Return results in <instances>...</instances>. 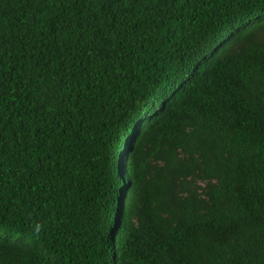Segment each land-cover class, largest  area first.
Returning a JSON list of instances; mask_svg holds the SVG:
<instances>
[{
    "label": "trees",
    "instance_id": "trees-1",
    "mask_svg": "<svg viewBox=\"0 0 264 264\" xmlns=\"http://www.w3.org/2000/svg\"><path fill=\"white\" fill-rule=\"evenodd\" d=\"M0 264H264V0H0Z\"/></svg>",
    "mask_w": 264,
    "mask_h": 264
},
{
    "label": "clouds",
    "instance_id": "clouds-1",
    "mask_svg": "<svg viewBox=\"0 0 264 264\" xmlns=\"http://www.w3.org/2000/svg\"><path fill=\"white\" fill-rule=\"evenodd\" d=\"M46 230V224L40 221H36L32 224V232L34 235L39 236Z\"/></svg>",
    "mask_w": 264,
    "mask_h": 264
}]
</instances>
